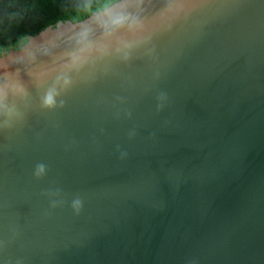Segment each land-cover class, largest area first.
I'll use <instances>...</instances> for the list:
<instances>
[{
  "label": "water",
  "instance_id": "1",
  "mask_svg": "<svg viewBox=\"0 0 264 264\" xmlns=\"http://www.w3.org/2000/svg\"><path fill=\"white\" fill-rule=\"evenodd\" d=\"M138 2L0 55V264H264V0Z\"/></svg>",
  "mask_w": 264,
  "mask_h": 264
},
{
  "label": "trees",
  "instance_id": "2",
  "mask_svg": "<svg viewBox=\"0 0 264 264\" xmlns=\"http://www.w3.org/2000/svg\"><path fill=\"white\" fill-rule=\"evenodd\" d=\"M8 19L0 20V55L9 49H19L24 43L21 37L38 34L58 21L79 19V3L96 0H17ZM90 15V13L88 14ZM86 18V17H85Z\"/></svg>",
  "mask_w": 264,
  "mask_h": 264
},
{
  "label": "clouds",
  "instance_id": "3",
  "mask_svg": "<svg viewBox=\"0 0 264 264\" xmlns=\"http://www.w3.org/2000/svg\"><path fill=\"white\" fill-rule=\"evenodd\" d=\"M80 7L78 8L79 19H72L75 24H79L81 28L87 29V32H82L80 35L69 37V40H74L76 44H81L85 40H87V36L91 34L92 23H100L101 18L107 14L111 17L110 19V27L104 29L105 35L110 34L111 31H114L125 24V15L121 12V9L131 8L135 9L139 7L138 0H96V2H85L79 3ZM20 4L17 0H0V20H7L10 15H12L13 9L19 7ZM90 13V15H88ZM87 17V21L85 20ZM137 26L143 27L142 22L137 20ZM131 27V25H129ZM57 29L60 27L59 23L55 25ZM22 43H30L27 37H21ZM123 47H129L127 42L122 44ZM105 45L99 42H88L87 48L88 50H97L104 51ZM119 50V49H118ZM8 50L4 53L7 55ZM0 66H4L3 62L0 61ZM3 93V83L0 82V94ZM55 98V90H52L48 94H46L45 102L48 104L54 103ZM44 166L42 164H38L36 166L37 173L43 172ZM78 202H74V205Z\"/></svg>",
  "mask_w": 264,
  "mask_h": 264
}]
</instances>
